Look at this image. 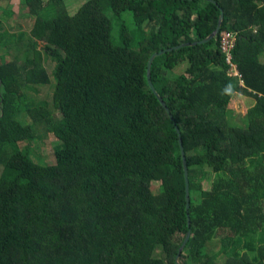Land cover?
Returning a JSON list of instances; mask_svg holds the SVG:
<instances>
[{"label":"trees","instance_id":"16d2710c","mask_svg":"<svg viewBox=\"0 0 264 264\" xmlns=\"http://www.w3.org/2000/svg\"><path fill=\"white\" fill-rule=\"evenodd\" d=\"M19 1L45 47L20 61L0 17V264H177L189 231L181 139L191 237L179 262L264 264V0H90L74 15L64 0ZM107 8L138 26L122 20L120 44ZM222 9L215 39L153 64L173 120L150 59L207 39ZM225 31L239 35L241 76L229 74ZM50 84L52 107L28 100ZM238 94L255 101L247 128L230 120ZM40 126L58 140L53 164L32 158Z\"/></svg>","mask_w":264,"mask_h":264},{"label":"rangeland","instance_id":"374dc122","mask_svg":"<svg viewBox=\"0 0 264 264\" xmlns=\"http://www.w3.org/2000/svg\"><path fill=\"white\" fill-rule=\"evenodd\" d=\"M67 11L70 15H74L79 9H81L86 3H88L90 0H64ZM20 1L19 0H12V1H0V17L3 19V35H6V38L9 41H13L12 45V52L16 53L15 49H13L15 46H17L19 52V58L22 61V58L29 55L32 56V50L33 48H36L38 50H43L45 47L44 42H37L35 39L31 36L30 30L31 26L33 25V22L35 20V16L29 15L27 12L22 11L20 9ZM12 10L14 14L12 16H8L6 13H4V10ZM50 12V13H49ZM107 14L112 18L114 22V32L113 37L116 44H120V23L121 21H125L131 28V30L134 32L138 26L135 24L134 15L131 11L126 12L121 19L115 16V13L112 11L111 8L106 9ZM48 14V17H52L55 15L54 11H46ZM141 32H137L138 35L142 38ZM9 51L8 48H0V55H5L6 52ZM4 58V57H3ZM11 58V57H8ZM2 61V59H0ZM0 61V62H1ZM264 61V56H263ZM45 67L48 69L49 74L51 75V83L55 85V78L52 76L53 71L55 68V61L48 56L44 57ZM188 64H183L180 68L176 69L172 73V76L175 77L181 73H183ZM47 85V86H34L31 88L26 89V95L29 101H33L34 103H40V102H47L50 107L51 105V98H52V91H53V85ZM236 100H242L247 108V114L249 107L254 104V99L250 98L249 96L238 94L235 97ZM234 101V102H235ZM233 102V104H234ZM233 104L231 106L230 110V120L234 126H239L243 128L248 127V118L245 116V114L239 115L233 111ZM235 105V104H234ZM235 110V108H234ZM58 118L61 117L60 113H56ZM38 137L35 141L31 142L29 144V149L31 150V155L34 160L40 163L44 164H53L55 160V146L58 144V140L56 137H54L52 134L46 133L45 129L40 126L38 129ZM0 174H1V167H0ZM212 183V179L208 181L207 185ZM159 182H154L152 186H159ZM209 187V186H208ZM161 191V189L157 188L155 190V193L158 194ZM157 256H160L159 253H157Z\"/></svg>","mask_w":264,"mask_h":264},{"label":"water","instance_id":"95a60500","mask_svg":"<svg viewBox=\"0 0 264 264\" xmlns=\"http://www.w3.org/2000/svg\"><path fill=\"white\" fill-rule=\"evenodd\" d=\"M222 12L223 14L221 15V19H220V22H219V25L217 27V29L205 40L201 41V42H195L194 44L192 43H185V44H182V45H179L177 47H174V48H170V49H167V50H162L158 53H155L151 59H150V62H149V69H148V78H149V83H150V86L153 90V92L157 95V97L159 98V100L161 101V103L164 105V107L167 108L169 114L171 115V118L174 120V116L171 114V111L167 105V103L165 102V100L163 99V97L159 94V92L157 91L153 81H152V68H153V64L156 60L157 57L159 56H162L164 54H167L168 52H171V51H174V50H179V49H182L184 47H187V46H197L199 44H206L210 41H212L213 39H215L221 32V29L223 27V24H224V20H225V14H224V10L222 9ZM178 132L180 133V129L177 128ZM180 143H181V149H182V155H183V160H184V167H185V182H186V202H187V218H188V227H189V231L187 233V236L183 242V244L181 245L180 249H179V252L176 256V263L177 264H181L179 262V259H180V255L182 253V251L184 250V247L186 246L187 242L189 241L190 237H191V218H190V213H189V209H190V193H189V180H190V174H189V166H188V159H187V155H186V150H185V146H184V141L183 139L180 140Z\"/></svg>","mask_w":264,"mask_h":264},{"label":"built area","instance_id":"2783aa9c","mask_svg":"<svg viewBox=\"0 0 264 264\" xmlns=\"http://www.w3.org/2000/svg\"><path fill=\"white\" fill-rule=\"evenodd\" d=\"M239 41V35L236 32L225 31L221 34L220 46L225 55L227 64L230 67L231 76H241L238 65L235 63V50Z\"/></svg>","mask_w":264,"mask_h":264},{"label":"crops","instance_id":"0c3cea01","mask_svg":"<svg viewBox=\"0 0 264 264\" xmlns=\"http://www.w3.org/2000/svg\"><path fill=\"white\" fill-rule=\"evenodd\" d=\"M234 104H233V111H232V113L235 111L238 114V116L239 115H242V114H245V116L247 117V108H246L244 102L242 100H236L234 102ZM254 105H255V102H254V104H252L251 107H253ZM251 107H249V109ZM234 108H235V110H234ZM249 109H248V111H249Z\"/></svg>","mask_w":264,"mask_h":264}]
</instances>
